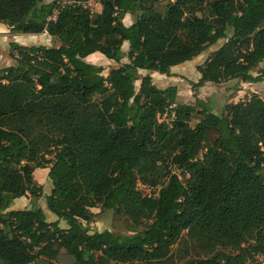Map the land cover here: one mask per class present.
I'll return each instance as SVG.
<instances>
[{"label":"trees","instance_id":"1","mask_svg":"<svg viewBox=\"0 0 264 264\" xmlns=\"http://www.w3.org/2000/svg\"><path fill=\"white\" fill-rule=\"evenodd\" d=\"M99 3L92 12L63 0H0V22L12 32L45 31L52 42H9L15 64L0 69V257L158 264L180 244L204 254L187 264L256 263L264 256V100L253 93L220 114L203 108L191 126L193 106L150 74L170 76L222 40L197 65V86L264 81V0ZM95 52L127 62L104 75L85 60ZM36 168H48L54 221L37 204ZM28 194L29 208L9 209ZM97 207L125 214L132 233L90 232Z\"/></svg>","mask_w":264,"mask_h":264},{"label":"rangeland","instance_id":"2","mask_svg":"<svg viewBox=\"0 0 264 264\" xmlns=\"http://www.w3.org/2000/svg\"><path fill=\"white\" fill-rule=\"evenodd\" d=\"M68 1L71 0H63V2ZM156 8L161 12L164 11V8L160 5H156ZM133 20V15L126 14V16L123 18V23L125 25H129L133 22ZM0 24L2 23L0 22ZM28 35L30 34H16L17 42L24 41L27 45H50L52 43L50 40V36L46 33L36 35L37 37H35L34 41H32V37H29ZM221 43L222 40L204 49L198 56L194 57L192 60H188L178 65L172 66L170 76L160 74L158 72H151L152 82L156 86L161 88L168 85L177 86L179 100L183 103L193 106L194 113L192 120L190 121L191 126L195 125V123L201 119V115L198 112L203 108H206L207 110L215 114H220L223 112L224 106L226 104L244 100L253 93L257 94L264 100V81L256 83H244L240 80L232 79L223 83L206 82L202 86L196 85V82L200 77V74L196 69L197 65L201 64L209 56V54H211L212 51H214ZM122 48L124 51H126L127 44L124 43ZM7 54L8 53L6 50V45L3 44L2 46H0V68L5 66L9 62V55ZM85 60L87 62L102 66L104 68V75L107 74L111 67L127 62L126 58H123L122 60H120V62H115L113 60L105 58L100 53L96 57H86ZM146 73V70L139 71L140 76H143ZM138 84L139 81L136 82L137 87ZM170 117L171 116L164 114L160 116V121H170ZM40 174H42V169L36 168L33 172L34 180H38ZM42 182V195L37 199V204L41 205L43 203L44 208H46L44 197L50 193L52 186L48 178H45ZM146 192L148 193L149 191L147 190L144 193ZM91 211L93 213L92 220L88 224L85 223V226L88 227L90 232L108 229L114 233H132V222L122 212L101 211L98 207L91 208ZM47 212L48 220H52L50 216H52V218L56 217L53 213H49V211ZM60 226L65 227L63 221H60ZM200 257H204V254L201 251L194 250L190 246L187 247L177 244L172 247V255L165 261H162L158 264H187L189 261ZM254 264H264V256H258L256 258V263Z\"/></svg>","mask_w":264,"mask_h":264},{"label":"crops","instance_id":"3","mask_svg":"<svg viewBox=\"0 0 264 264\" xmlns=\"http://www.w3.org/2000/svg\"><path fill=\"white\" fill-rule=\"evenodd\" d=\"M50 1L51 0H45V2H50ZM91 7H93V9L91 8L92 12H100V10H101V5H100L99 2L93 4V6H91ZM44 33L47 34V32H45V31L40 33V34H44ZM16 34H18V33L17 32H12L8 25H6L4 23L0 24V46H2L3 44L6 45V50H7V53H8L7 55H9V51H8L9 50V42H11V41H16L17 42ZM36 35H38V34H30L28 36L32 37V41H34L35 37H37ZM18 43L22 44V45H27L24 41H19ZM32 45H34V44H32ZM97 55H99V52L92 53V54H90L87 57H91V56H95L96 57ZM8 58H9V62L5 66H3L1 68H4L6 66H10V65L15 64V61L10 56H8ZM150 75H152V74H150ZM41 169H42V174H40L38 180H35L39 185H42V183H43L42 181H44V179L47 178V173H48V168H41ZM32 175H33V173H32ZM27 197H29V198H27ZM29 200H30V195L29 194L27 196H22V197L16 198V199L13 200L12 205H11V207L9 209L10 210H19L18 208H21V209L29 208L30 207ZM38 205L43 209L46 217H48V212H47L48 209L46 210V208H47L46 207V203H45V207L46 208H44V204L43 203L41 205L40 204H38ZM49 213H51V212L49 211ZM50 218L52 220H48V219L47 220L48 221H54V220L57 219L56 217L52 218V216H50Z\"/></svg>","mask_w":264,"mask_h":264},{"label":"built area","instance_id":"4","mask_svg":"<svg viewBox=\"0 0 264 264\" xmlns=\"http://www.w3.org/2000/svg\"><path fill=\"white\" fill-rule=\"evenodd\" d=\"M97 2H100V0H86V1H83V2H80V1H76V0H71V1H68V2H63L65 4H69V5H74V4H82L83 6L85 7H88L90 10H91V6H93V4L97 3ZM173 107L175 106V104L172 105ZM172 173H175V174H179V170L178 169H173L172 170Z\"/></svg>","mask_w":264,"mask_h":264},{"label":"water","instance_id":"5","mask_svg":"<svg viewBox=\"0 0 264 264\" xmlns=\"http://www.w3.org/2000/svg\"><path fill=\"white\" fill-rule=\"evenodd\" d=\"M0 264H6L1 257H0ZM29 264H57V263L43 258H38Z\"/></svg>","mask_w":264,"mask_h":264}]
</instances>
